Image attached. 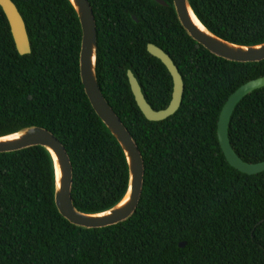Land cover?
I'll return each instance as SVG.
<instances>
[{
  "label": "trees",
  "instance_id": "obj_1",
  "mask_svg": "<svg viewBox=\"0 0 264 264\" xmlns=\"http://www.w3.org/2000/svg\"><path fill=\"white\" fill-rule=\"evenodd\" d=\"M163 1L168 6L89 0L101 89L144 157L136 213L115 226L78 228L56 207L46 149L0 154V264H264V172L247 175L231 167L217 136L228 99L264 77V61L215 56L186 33L173 0ZM191 1L220 37L243 45L264 42V0ZM13 2L32 53L19 54L0 6V136L28 126L52 132L73 164L76 207L108 210L127 191L128 165L85 93L77 14L67 0ZM149 44L172 58L185 85L180 109L160 122L144 116L128 78L131 71L155 111L169 107L173 78ZM229 135L245 162L264 161V88L237 106Z\"/></svg>",
  "mask_w": 264,
  "mask_h": 264
},
{
  "label": "water",
  "instance_id": "obj_2",
  "mask_svg": "<svg viewBox=\"0 0 264 264\" xmlns=\"http://www.w3.org/2000/svg\"><path fill=\"white\" fill-rule=\"evenodd\" d=\"M67 1L76 12L82 29L79 59L82 84L93 110L118 142L125 155L129 173L127 191L124 197L108 210L98 213H86L79 210L73 199L74 168L71 158L63 143L43 127L28 126L0 136V154L19 152L32 147L46 149L52 159L54 201L59 213L78 228H107L128 221L136 213L144 189L145 162L134 137L116 114L101 89L98 76L99 37L93 7L89 0ZM155 1L163 6H168V3L163 0ZM0 6L10 24L19 54L21 56L31 54L32 45L27 26L18 7L13 0H0ZM173 7L186 33L215 56L238 63L264 61V42L243 45L220 37L202 22L191 0H173ZM148 51L152 56L161 60L173 78L174 89L169 107L165 110L155 111L148 103L138 80L131 71L128 72V78L136 102L144 116L149 121L160 122L175 115L180 109L185 85L178 67L163 49L149 44ZM262 88H264V77L251 80L241 86L228 99L218 121V141L228 163L231 167L247 175L263 173L264 161L252 164L241 159L232 147L229 130L232 117L240 102ZM179 246L184 248L187 244L181 243Z\"/></svg>",
  "mask_w": 264,
  "mask_h": 264
}]
</instances>
